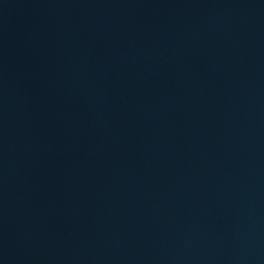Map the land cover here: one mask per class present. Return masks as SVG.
Masks as SVG:
<instances>
[{
    "label": "water",
    "instance_id": "water-1",
    "mask_svg": "<svg viewBox=\"0 0 264 264\" xmlns=\"http://www.w3.org/2000/svg\"><path fill=\"white\" fill-rule=\"evenodd\" d=\"M0 264H264V0H0Z\"/></svg>",
    "mask_w": 264,
    "mask_h": 264
}]
</instances>
